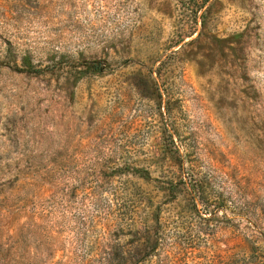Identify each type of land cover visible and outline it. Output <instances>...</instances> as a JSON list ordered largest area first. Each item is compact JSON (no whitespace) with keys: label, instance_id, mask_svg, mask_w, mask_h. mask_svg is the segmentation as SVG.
Wrapping results in <instances>:
<instances>
[{"label":"rangeland","instance_id":"1","mask_svg":"<svg viewBox=\"0 0 264 264\" xmlns=\"http://www.w3.org/2000/svg\"><path fill=\"white\" fill-rule=\"evenodd\" d=\"M202 1L0 0V247L136 264L132 197L159 264H264V0Z\"/></svg>","mask_w":264,"mask_h":264},{"label":"trees","instance_id":"2","mask_svg":"<svg viewBox=\"0 0 264 264\" xmlns=\"http://www.w3.org/2000/svg\"><path fill=\"white\" fill-rule=\"evenodd\" d=\"M207 2L208 0H203L202 5L204 6ZM26 72L37 73L38 70H34L30 64ZM130 195L131 194H127L126 196ZM127 201L128 203L123 201L121 204L123 215L127 216L124 219V225L142 234L137 249L132 254L134 255L132 258L136 259V264H159L158 261L155 260L157 257L158 239H160V236L158 237L157 234V229H163L162 225H160L159 220L151 218L149 211L142 212L139 207L137 208L135 204L136 200H133L132 197ZM138 225L139 228H137ZM29 226L31 229L27 234H30L35 229H40V227L35 224H30ZM154 237V243L151 244L150 240ZM10 242H12L10 245L5 244L6 249L0 247V264H34L29 262V253L26 248L22 246V241L18 240V238H14L11 239ZM34 254L40 257L38 253ZM46 254H51L50 248L47 249ZM83 255L84 257H81V264H128L126 262L128 259L127 256L131 255V252H127L124 248L116 244L102 248L99 252L94 253L92 257H90L89 254Z\"/></svg>","mask_w":264,"mask_h":264}]
</instances>
